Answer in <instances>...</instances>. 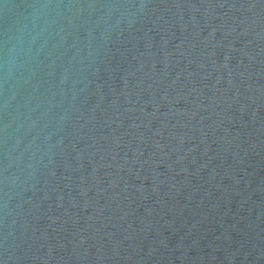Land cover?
Segmentation results:
<instances>
[{
    "label": "water",
    "instance_id": "obj_1",
    "mask_svg": "<svg viewBox=\"0 0 264 264\" xmlns=\"http://www.w3.org/2000/svg\"><path fill=\"white\" fill-rule=\"evenodd\" d=\"M0 264H264V0H0Z\"/></svg>",
    "mask_w": 264,
    "mask_h": 264
}]
</instances>
